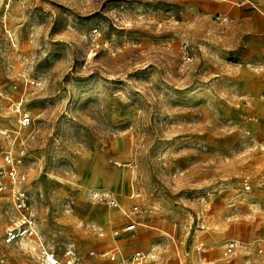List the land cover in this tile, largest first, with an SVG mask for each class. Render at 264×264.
<instances>
[{
	"label": "rangeland",
	"instance_id": "374dc122",
	"mask_svg": "<svg viewBox=\"0 0 264 264\" xmlns=\"http://www.w3.org/2000/svg\"><path fill=\"white\" fill-rule=\"evenodd\" d=\"M260 11L264 0H0V183L10 152L60 258L73 246L78 264H122L140 247L144 264H203L231 237L237 258L264 245ZM13 217L1 192L0 264H44L3 241Z\"/></svg>",
	"mask_w": 264,
	"mask_h": 264
},
{
	"label": "built area",
	"instance_id": "2783aa9c",
	"mask_svg": "<svg viewBox=\"0 0 264 264\" xmlns=\"http://www.w3.org/2000/svg\"><path fill=\"white\" fill-rule=\"evenodd\" d=\"M21 125L30 122V116L23 114L19 119ZM5 164V175L8 182L0 183V193L7 192L13 210V221L4 232L3 241L5 243L25 242L29 250L38 253L44 264H78L76 250L73 246L68 247L64 257L60 258L52 251L40 233L35 217L30 212L29 192L30 187L26 175L19 170V158L14 157L10 152H5L2 156ZM141 194L135 192L132 197L137 200ZM109 203L115 205L114 199H109ZM138 202L134 203L133 211L137 212ZM135 228V221L131 220L124 227V231H132ZM240 238H230L223 247L221 258L230 264H264V245H258L251 251H245L242 258H237V251L242 247ZM116 252L109 253V258L115 260ZM147 258L146 252L142 249L132 250L127 259L121 260L122 264H144ZM204 264H213L206 262Z\"/></svg>",
	"mask_w": 264,
	"mask_h": 264
},
{
	"label": "crops",
	"instance_id": "0c3cea01",
	"mask_svg": "<svg viewBox=\"0 0 264 264\" xmlns=\"http://www.w3.org/2000/svg\"><path fill=\"white\" fill-rule=\"evenodd\" d=\"M260 14L261 15H263L264 16V12L263 11H260ZM260 46L262 47V45L260 44ZM258 90H260V91H262L261 93L262 94H264V87H262V86H260V87H258ZM137 201L135 200V203H136ZM119 207V206H118ZM121 209V208H120ZM122 213L123 214H125V212L122 210ZM137 222H136V218H135V224H136ZM231 238H233V237H231ZM235 238H238V237H235ZM121 245V241H118V240H115V247L111 250V253H113L116 249H117V247H118V249H120L119 248V246ZM136 248H138V249H142V248H140V247H136ZM135 248V249H136ZM132 250H134V249H132ZM118 251V250H117ZM117 251H116V253H117ZM193 252H194V249H193V251H192V253H191V255L193 256ZM123 252H121V254H122ZM130 253V252H129ZM177 258H178V260L180 261V255L179 254H177ZM212 262V261H210V260H207L206 262ZM205 262V263H206ZM221 262V263H220ZM213 263V262H212ZM204 264V263H203ZM213 264H230L229 262H226V261H224L223 259L222 260H220V261H216V262H214Z\"/></svg>",
	"mask_w": 264,
	"mask_h": 264
}]
</instances>
